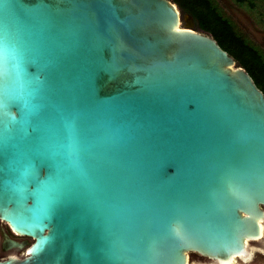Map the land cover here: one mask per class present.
Wrapping results in <instances>:
<instances>
[{"label": "water", "instance_id": "1", "mask_svg": "<svg viewBox=\"0 0 264 264\" xmlns=\"http://www.w3.org/2000/svg\"><path fill=\"white\" fill-rule=\"evenodd\" d=\"M170 0H0V264L264 251V94Z\"/></svg>", "mask_w": 264, "mask_h": 264}, {"label": "trees", "instance_id": "2", "mask_svg": "<svg viewBox=\"0 0 264 264\" xmlns=\"http://www.w3.org/2000/svg\"><path fill=\"white\" fill-rule=\"evenodd\" d=\"M182 11L190 14L195 29L216 40L250 75L264 94V54L249 40L239 36L230 21L223 17L210 0H170Z\"/></svg>", "mask_w": 264, "mask_h": 264}, {"label": "rangeland", "instance_id": "3", "mask_svg": "<svg viewBox=\"0 0 264 264\" xmlns=\"http://www.w3.org/2000/svg\"><path fill=\"white\" fill-rule=\"evenodd\" d=\"M210 1L218 12L232 23L239 36L256 45L264 54V0ZM179 10L181 14L186 13ZM258 242L259 240L252 241L248 254L245 257H235L230 263L264 264V251L258 247ZM199 262L206 264L209 261H204L197 253H189V264H199Z\"/></svg>", "mask_w": 264, "mask_h": 264}, {"label": "flooded vegetation", "instance_id": "4", "mask_svg": "<svg viewBox=\"0 0 264 264\" xmlns=\"http://www.w3.org/2000/svg\"><path fill=\"white\" fill-rule=\"evenodd\" d=\"M34 241L30 235L13 230L9 223L0 219V261L7 259L22 260L28 253V247ZM199 264H204L200 263ZM206 264H220L209 261ZM232 264V263H230Z\"/></svg>", "mask_w": 264, "mask_h": 264}, {"label": "snow or ice", "instance_id": "5", "mask_svg": "<svg viewBox=\"0 0 264 264\" xmlns=\"http://www.w3.org/2000/svg\"><path fill=\"white\" fill-rule=\"evenodd\" d=\"M7 47V42H6V37L0 33V49L6 48ZM3 68L2 65H0V87L3 86Z\"/></svg>", "mask_w": 264, "mask_h": 264}, {"label": "bare ground", "instance_id": "6", "mask_svg": "<svg viewBox=\"0 0 264 264\" xmlns=\"http://www.w3.org/2000/svg\"><path fill=\"white\" fill-rule=\"evenodd\" d=\"M250 247H251L250 243L247 242L244 253L242 255H240V256H237V257H245L248 254ZM233 258H235V257H232V258H230V259H228L226 261H215V262L216 263H220V264H230V262L233 260Z\"/></svg>", "mask_w": 264, "mask_h": 264}]
</instances>
